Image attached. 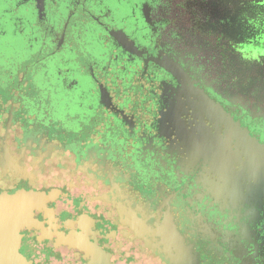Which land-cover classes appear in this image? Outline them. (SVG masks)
Here are the masks:
<instances>
[{"label": "flooded vegetation", "instance_id": "1", "mask_svg": "<svg viewBox=\"0 0 264 264\" xmlns=\"http://www.w3.org/2000/svg\"><path fill=\"white\" fill-rule=\"evenodd\" d=\"M86 1L0 0V264H264V0Z\"/></svg>", "mask_w": 264, "mask_h": 264}, {"label": "water", "instance_id": "2", "mask_svg": "<svg viewBox=\"0 0 264 264\" xmlns=\"http://www.w3.org/2000/svg\"><path fill=\"white\" fill-rule=\"evenodd\" d=\"M34 1V9L36 11L37 16H39L43 11V1L44 0H33ZM78 4H84L83 10H85V7H88L89 3L86 0L80 1L77 0ZM122 39L126 42L125 36H123L120 33ZM114 38H117L116 34L114 35ZM118 46L121 50L126 52L129 55H131L134 50H131L130 48L126 47L128 45L127 43H119ZM131 44V43H130ZM132 70V69H131ZM133 71V70H132ZM148 79H150L148 86L152 89L154 88L157 90L156 92L152 93L151 97L148 99L145 97V99L139 100V115H154V113H159V111H162L164 109H169L172 107L174 111L177 109L176 102L174 100L178 97V91H179V81L177 78L172 75L169 71L166 69H163L161 72H154L150 76H148ZM100 95L103 98V96L107 95V91L100 85ZM171 108V109H172ZM4 196L8 198H14L10 196V194H5ZM4 260L0 261V263H3Z\"/></svg>", "mask_w": 264, "mask_h": 264}, {"label": "rangeland", "instance_id": "3", "mask_svg": "<svg viewBox=\"0 0 264 264\" xmlns=\"http://www.w3.org/2000/svg\"><path fill=\"white\" fill-rule=\"evenodd\" d=\"M20 26L16 25V23L11 21L10 27L7 31V36L5 37H0V71L1 70H8L10 72H13L14 70H17L21 64H23L24 59H28V62L31 60L34 61L37 58L36 52V46L32 45L30 46L28 44L27 39L25 37H19V36H14L12 37V30L18 29ZM65 55V54H64ZM77 58V54L75 55ZM73 57V60H76V58ZM8 71H5L8 72ZM42 79L40 77H37L36 79ZM52 79V77H51ZM45 83L47 80H43ZM45 95L50 96V92H43ZM59 99L57 98L56 101ZM70 123L73 125L74 123L79 124V122L83 121L85 122L87 120V115L82 112H79L75 109H73L70 113ZM236 230V229H235ZM231 238L234 239L233 242H231L232 246H236L235 249L238 252H241L242 250L239 249V244L240 241L243 242V237L240 231L236 230V233L234 234L232 231H230ZM224 244V242H221ZM248 243V242H247ZM249 244V243H248ZM248 247V246H247ZM234 249V247H232Z\"/></svg>", "mask_w": 264, "mask_h": 264}]
</instances>
